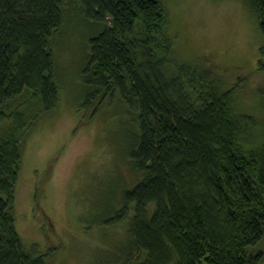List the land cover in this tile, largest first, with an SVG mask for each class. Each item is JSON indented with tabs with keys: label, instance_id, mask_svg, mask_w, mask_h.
Wrapping results in <instances>:
<instances>
[{
	"label": "trees",
	"instance_id": "obj_1",
	"mask_svg": "<svg viewBox=\"0 0 264 264\" xmlns=\"http://www.w3.org/2000/svg\"><path fill=\"white\" fill-rule=\"evenodd\" d=\"M246 1L264 36V0ZM69 9L97 27L85 104L117 92L136 113L127 158L137 179L108 219L126 220L108 264H256L248 248L264 236V140L232 91L177 59L162 0H0V264H49L50 251L23 245L12 209L24 137L58 101L49 39ZM25 92L36 112L8 108Z\"/></svg>",
	"mask_w": 264,
	"mask_h": 264
},
{
	"label": "rangeland",
	"instance_id": "obj_2",
	"mask_svg": "<svg viewBox=\"0 0 264 264\" xmlns=\"http://www.w3.org/2000/svg\"><path fill=\"white\" fill-rule=\"evenodd\" d=\"M162 3L177 59L202 66L232 91L236 111L253 119L255 140H264L259 14L246 0ZM96 30L81 13L66 11L49 39L58 101L48 114H36L22 143L15 227L26 248L50 251L49 264H108L126 228V220L108 219L121 207L122 191L137 179L127 158L136 113L127 111L117 92L85 104L88 41ZM33 103L25 92L7 105L32 113ZM248 253L259 254L256 264H264V236Z\"/></svg>",
	"mask_w": 264,
	"mask_h": 264
}]
</instances>
